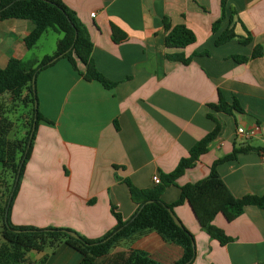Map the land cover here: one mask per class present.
Instances as JSON below:
<instances>
[{
	"label": "crops",
	"instance_id": "1",
	"mask_svg": "<svg viewBox=\"0 0 264 264\" xmlns=\"http://www.w3.org/2000/svg\"><path fill=\"white\" fill-rule=\"evenodd\" d=\"M60 1L86 25L97 69L117 85L106 89L85 81L66 59L39 74V110L51 124L39 123L13 202V225L66 228L90 240L103 238L117 226L112 207L125 221L137 211L129 188L118 179H128L141 190L154 187V175L173 172L215 129L212 114L224 122V132L165 190L166 204L179 201L181 187L206 179L213 162L235 147H264V136L245 142L237 135L238 127L264 123V53L248 63L232 59L249 58L258 45L264 48V0H226L227 18L231 9L236 12L235 34L247 38L245 26L252 43L234 39L221 46L215 42L228 22L217 33L212 30L221 17L222 0ZM166 19L173 27L186 26L196 42L186 49L168 48ZM32 29L28 20L0 24V68L13 58L39 61L33 55L38 45L27 50L24 42ZM177 55L192 61L185 65L171 59ZM220 92L230 105L237 100L244 113L228 116L209 108L218 103ZM218 171L234 196L264 195V158L259 153H241ZM174 212L195 237L194 264H264V209L247 207L233 222L216 216L214 225L231 239L225 246L201 230L189 203ZM130 249L163 264H175L183 255L180 247L165 243L155 232ZM115 252H127V246ZM81 261L78 252L62 244L47 264Z\"/></svg>",
	"mask_w": 264,
	"mask_h": 264
},
{
	"label": "trees",
	"instance_id": "2",
	"mask_svg": "<svg viewBox=\"0 0 264 264\" xmlns=\"http://www.w3.org/2000/svg\"><path fill=\"white\" fill-rule=\"evenodd\" d=\"M226 8L227 1L222 0L221 17L213 24L212 32L215 34L221 30L225 21L228 22V27L220 32L215 42L216 46L227 44L234 39L250 45L252 38L248 29L244 26L247 38L237 36L233 25V16L236 12L231 9V17L227 18ZM11 20H28L33 24L32 31L24 39L27 50L36 47L48 30L60 34L61 38L52 56L47 55L33 62L13 58L5 68H0V163L4 169L0 175V240H2L0 264H47L50 253L62 244H66L82 256L80 264H163L142 252L130 249L137 240L151 232H155L165 243L182 249L183 255L175 264H194L197 250L195 237L177 218L174 212L176 206L189 203L201 230L223 246L230 243L231 239L214 225L216 216L221 214L226 221L233 222L247 207L256 206L264 209V195L241 198L234 196L218 171L219 165L237 161L241 153L264 154V147L251 148L243 144L235 147L231 154L213 162L206 179L181 187L178 202L172 204L163 202L165 190L176 185L177 180L209 152L210 145L224 132V122L212 114L209 115V119L215 123V129L195 145L190 156L180 161L173 172L161 174L159 185L141 190L128 179H118L129 188L137 211L134 217L125 221L115 207H112L111 212L117 226L103 238L90 240L66 228L44 229L13 225L11 221L13 202L18 195L26 166L32 157L39 123L44 120L51 124L39 110L37 95L39 74L54 67L60 60L66 59L73 71L85 81L98 82L106 89H113L117 84L108 80L97 69L92 57L94 44L86 25L62 1L0 0V24ZM164 23L168 48L186 49L196 42L195 34L186 26L181 24L173 27L167 19ZM114 38L117 40L115 31ZM263 53V46L258 45L249 58L233 56L232 59L238 63H248L261 57ZM171 59L185 65L192 61V58L184 59L178 55ZM79 66H82L84 71L81 72ZM209 108L228 116H233L234 112L244 113L237 100L234 99L233 104H228L222 92L218 103L209 105ZM19 112L22 113L17 117ZM19 122L23 124L25 135L21 138H11ZM173 216L180 225H177ZM70 232L76 233L78 238L70 237L68 235ZM124 246H127V252H115ZM33 254L41 256L33 258Z\"/></svg>",
	"mask_w": 264,
	"mask_h": 264
},
{
	"label": "rangeland",
	"instance_id": "3",
	"mask_svg": "<svg viewBox=\"0 0 264 264\" xmlns=\"http://www.w3.org/2000/svg\"><path fill=\"white\" fill-rule=\"evenodd\" d=\"M60 37V34L48 30L47 33L43 36L41 42L38 44L36 50H34L33 55L35 56L36 60H41L42 56L45 54H48L49 56H52L56 52L57 40ZM22 112H19L17 117H19V114ZM25 135V130L23 129V124L21 122L17 123L16 129L14 131V134L11 136V138L17 137L21 138ZM4 169L2 164L0 163V175L3 173ZM2 245V240H0V246ZM50 252V250L48 251ZM41 255L33 254V258H39Z\"/></svg>",
	"mask_w": 264,
	"mask_h": 264
},
{
	"label": "built area",
	"instance_id": "4",
	"mask_svg": "<svg viewBox=\"0 0 264 264\" xmlns=\"http://www.w3.org/2000/svg\"><path fill=\"white\" fill-rule=\"evenodd\" d=\"M95 17V14H92ZM238 138L244 140L245 142L254 140L260 136H264V123L261 125H257L251 129H246L244 127H238L237 129ZM264 158V154L261 155ZM153 184L159 185L161 183V177L158 175L153 176Z\"/></svg>",
	"mask_w": 264,
	"mask_h": 264
},
{
	"label": "water",
	"instance_id": "5",
	"mask_svg": "<svg viewBox=\"0 0 264 264\" xmlns=\"http://www.w3.org/2000/svg\"><path fill=\"white\" fill-rule=\"evenodd\" d=\"M173 218H174V220H175V222L177 223V225H180V223H179V221L177 220V218L175 217V216H173ZM68 235L70 236V237H72V238H75V239H77L78 238V236H77V234L76 233H68Z\"/></svg>",
	"mask_w": 264,
	"mask_h": 264
}]
</instances>
